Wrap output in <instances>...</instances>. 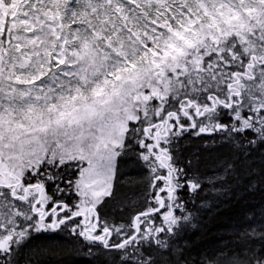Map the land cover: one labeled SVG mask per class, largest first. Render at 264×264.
I'll return each instance as SVG.
<instances>
[{"label":"snow or ice","instance_id":"6c2138e0","mask_svg":"<svg viewBox=\"0 0 264 264\" xmlns=\"http://www.w3.org/2000/svg\"><path fill=\"white\" fill-rule=\"evenodd\" d=\"M238 188L264 191V0H0V264H264V200L180 243Z\"/></svg>","mask_w":264,"mask_h":264},{"label":"trees","instance_id":"16d2710c","mask_svg":"<svg viewBox=\"0 0 264 264\" xmlns=\"http://www.w3.org/2000/svg\"><path fill=\"white\" fill-rule=\"evenodd\" d=\"M229 195L231 198L216 199L209 197L213 200L214 207L201 212V219L197 226L185 233L183 240L180 241L181 244L187 241L191 245L194 258L197 251L211 248L221 241L231 239L232 226L238 224L244 213L252 206L259 205L264 200V191L244 193L242 189L238 188ZM44 264H68V262L47 258ZM71 264H88V261L81 258L71 261Z\"/></svg>","mask_w":264,"mask_h":264}]
</instances>
